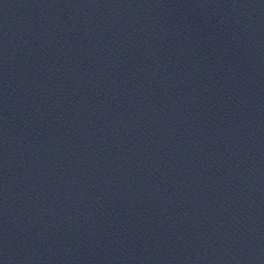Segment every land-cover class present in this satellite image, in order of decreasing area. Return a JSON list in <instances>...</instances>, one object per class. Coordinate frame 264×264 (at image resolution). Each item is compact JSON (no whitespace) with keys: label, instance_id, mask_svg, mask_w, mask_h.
Returning a JSON list of instances; mask_svg holds the SVG:
<instances>
[{"label":"water","instance_id":"95a60500","mask_svg":"<svg viewBox=\"0 0 264 264\" xmlns=\"http://www.w3.org/2000/svg\"><path fill=\"white\" fill-rule=\"evenodd\" d=\"M0 264H264V0H0Z\"/></svg>","mask_w":264,"mask_h":264}]
</instances>
